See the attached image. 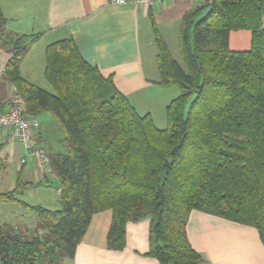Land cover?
Returning <instances> with one entry per match:
<instances>
[{
    "label": "trees",
    "instance_id": "1",
    "mask_svg": "<svg viewBox=\"0 0 264 264\" xmlns=\"http://www.w3.org/2000/svg\"><path fill=\"white\" fill-rule=\"evenodd\" d=\"M263 15L264 0L200 3L181 20L184 66L156 33L158 84L181 91L166 107L167 128L159 129L72 39L45 51L54 94L22 77V60L38 36L8 31L0 8V49L11 54L4 78L25 100L28 117L50 113L57 120L66 145L65 154L49 157L60 209L32 207L39 219L32 234L0 225L1 264L73 259L93 216L105 211L112 212L113 251L125 248L128 223L149 219L148 255L159 264L203 262L187 235L192 212L253 227L264 242ZM236 31L251 33L249 50L230 49ZM20 189L0 194V203L21 204Z\"/></svg>",
    "mask_w": 264,
    "mask_h": 264
},
{
    "label": "crops",
    "instance_id": "2",
    "mask_svg": "<svg viewBox=\"0 0 264 264\" xmlns=\"http://www.w3.org/2000/svg\"><path fill=\"white\" fill-rule=\"evenodd\" d=\"M201 1L160 0L153 6H144L115 5L110 0H0V8L8 20V31L38 36V41L22 60V77L48 91L46 48L52 43L72 39L88 64L97 67L103 77L112 78L140 115L149 114L154 120L149 96L159 97L154 100L158 107H167L180 96L177 89H170L173 91L168 95L169 89L158 84L156 33L170 48V39L179 41L183 16L196 9ZM229 46L233 51L241 47L250 49L251 33L232 32ZM10 58L11 54L0 49V112L6 111L11 101L13 85L4 78ZM29 118L37 124L34 128L35 144L48 157L66 153L64 133L50 113ZM23 158L25 151L18 139L10 131L1 130L0 194L20 187L18 199L21 204H0H12L33 212L34 205L23 198L25 191L43 190L42 184L50 182V177L34 158L20 164ZM50 176L56 177L53 172ZM25 221L15 228L23 234H32L37 225L34 221L33 224ZM111 223V211L95 214L74 258L66 259L63 264H159L157 259L148 255L149 219L127 224L126 246L120 251L107 248ZM0 225L12 226L5 219H0ZM187 235L194 250L203 258L201 264H264V242L253 227L192 212Z\"/></svg>",
    "mask_w": 264,
    "mask_h": 264
},
{
    "label": "rangeland",
    "instance_id": "3",
    "mask_svg": "<svg viewBox=\"0 0 264 264\" xmlns=\"http://www.w3.org/2000/svg\"><path fill=\"white\" fill-rule=\"evenodd\" d=\"M200 3H206V0H202ZM210 12V9L208 7L204 8L198 19H202L205 16H207V14ZM169 45H170V50L172 52V55L174 57L175 60H177L182 66H184L183 64V60H182V56H181V52H180V48H179V41L178 40H172L170 39L169 41ZM249 50V48L247 47L246 49H243L242 47L240 49H237V51H246ZM48 86V92L51 94H54V90L53 88L47 84ZM42 88V87H40ZM167 88L169 90H167V94L169 95L170 93H172L170 89H177V91L179 92V94H181L180 89L177 86H169V87H164ZM167 94H160L161 96L163 95H167ZM146 96H148L146 94ZM151 102H152V108L154 111V120H155V124L159 129H166L167 128V119H166V112L165 109L166 107H158V104L155 103V99H158L159 97H150ZM195 99V95H193L189 101L186 104L185 107V115H187L190 104L192 103V101ZM173 100V99H172ZM143 110L141 109L140 112H142ZM144 115V113H141ZM50 173L48 172V176L50 177V182L42 184V187H45L43 190H38L36 188L32 189V190H28L25 191V196L23 197L28 203H30L31 205H37V204H42L41 206H43L44 208L50 209V210H59L60 209V196L59 194H57V190L60 187V182L58 180L57 177L55 176H50L52 171L49 170ZM1 208H0V219H5L8 220L10 222V224L15 227L16 225H20V222H23L25 220H27L30 224L33 222L36 225L39 224V219L37 218V216L27 210L26 208H20L16 205H9L7 206L6 204H0ZM6 207V208H4ZM7 207H11V208H7ZM12 209V210H11ZM25 218V220H24ZM26 222V221H25ZM32 223V224H33ZM43 231V230H42ZM44 232V231H43ZM1 262V260H0Z\"/></svg>",
    "mask_w": 264,
    "mask_h": 264
},
{
    "label": "built area",
    "instance_id": "4",
    "mask_svg": "<svg viewBox=\"0 0 264 264\" xmlns=\"http://www.w3.org/2000/svg\"><path fill=\"white\" fill-rule=\"evenodd\" d=\"M158 1L160 0H110L115 5L131 4L144 6H153ZM36 126L37 124L26 114L25 100L20 95L17 87L12 86L10 105L6 111L0 112V131H10L24 148L25 158L21 159L20 164L24 165L28 158H34L41 169L50 172L48 155L34 141V128Z\"/></svg>",
    "mask_w": 264,
    "mask_h": 264
}]
</instances>
